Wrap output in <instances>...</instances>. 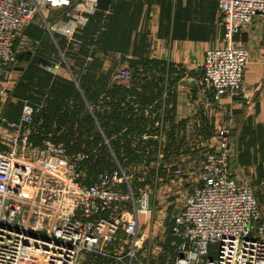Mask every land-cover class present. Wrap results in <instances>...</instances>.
<instances>
[{"label": "built area", "instance_id": "obj_1", "mask_svg": "<svg viewBox=\"0 0 264 264\" xmlns=\"http://www.w3.org/2000/svg\"><path fill=\"white\" fill-rule=\"evenodd\" d=\"M217 1L222 41L205 52L199 84L202 97L219 101L242 87L250 51L235 37L255 20L264 23V0ZM99 6L100 0H0V264H150L140 251L149 238L150 220L143 215L152 211L153 196L135 191L132 173L115 154L111 167L89 174V154L56 138L63 126H40L48 89L35 87V99H22L18 119L5 116L10 103L21 101L13 95L23 77L18 55L39 44L25 30L43 28L55 42L59 34L74 49L80 44L76 35ZM59 9L57 18L47 19V12ZM47 61L45 69L61 75L65 68L79 87L75 67L59 46ZM112 75L118 83L133 79L129 66ZM213 138L196 186L174 218L179 243L173 264H264L261 205L250 183L234 174L229 128H218ZM104 143L111 149L106 136ZM191 169L178 165L171 176L190 178Z\"/></svg>", "mask_w": 264, "mask_h": 264}, {"label": "crops", "instance_id": "obj_2", "mask_svg": "<svg viewBox=\"0 0 264 264\" xmlns=\"http://www.w3.org/2000/svg\"><path fill=\"white\" fill-rule=\"evenodd\" d=\"M62 11L51 10L46 14L50 20H54ZM102 12L97 11L90 16L86 32L83 30L76 35L80 44L74 49L66 37L56 34L55 42L43 28L30 26L25 34L33 41H38L37 46H42L43 51L48 53L57 51L59 46L66 62L75 67L80 77L92 70L90 73L98 82L111 83L112 71L121 65L129 66L133 71V80L140 77L135 74L139 72L138 68L151 72L158 83L152 99L155 101L152 114L156 117L148 115L143 100L139 102L142 107L139 113L132 108L141 118L132 116L133 111L127 108L123 110L128 122L126 128L122 127L125 128L123 137L127 138L128 132L131 138L132 132L147 130L149 125L154 126L156 123L161 138L154 142L148 136H140V144L146 142L165 146V151L172 150L177 156L167 161L169 164L163 163L165 166H160V170L157 168V174L163 175L164 169L172 171L179 165L184 168L190 166L195 172L193 175L197 176L205 148L207 151L210 149L208 143L215 140L213 137L218 126L231 125V164L234 174L237 178L250 181L264 216V23L255 20L249 29L236 35V42L246 45L250 51L242 87L236 95H225L216 101L212 95L201 96L199 80L205 52L222 41L223 27L217 0H111ZM34 49L35 46L27 54L34 56ZM27 59L20 62L18 58L19 63L24 64L19 66L20 69L24 67L29 71ZM45 62L51 63L45 59L44 68ZM44 71L47 73L45 75L56 76L49 70ZM148 95L151 99V94ZM26 96L15 97L19 100L35 99V96ZM81 96L87 103L83 93ZM111 96V93L102 91L92 104L88 102L93 112L94 108L97 111L110 108L109 105L114 102ZM19 104L18 118L21 101ZM88 129L93 137L102 136L98 144L104 143L106 135L103 136L102 126ZM45 130L52 128L45 126ZM165 131L166 140L163 138ZM111 137L117 140L114 134ZM190 137L196 146L192 147L187 142ZM126 142L131 145L133 141L126 139ZM195 147L199 150H194ZM125 150L128 152L131 149Z\"/></svg>", "mask_w": 264, "mask_h": 264}, {"label": "rangeland", "instance_id": "obj_3", "mask_svg": "<svg viewBox=\"0 0 264 264\" xmlns=\"http://www.w3.org/2000/svg\"><path fill=\"white\" fill-rule=\"evenodd\" d=\"M47 19L50 20L49 18ZM33 46H37V43H34L32 47ZM29 51L27 50L25 52H20L19 55L24 53L20 57H22L23 59H27L30 57L32 58V56H29L27 54V52ZM17 64L18 66L24 65L23 63L21 65L19 61L17 62ZM124 66L126 65L118 66L114 71H112L113 72L112 74H114V72H116L117 70H119L121 67ZM201 69L204 71L203 66H201ZM137 70L139 72H136L135 74L136 76H140L139 78L134 80L132 79L133 81L131 80L129 84H125L123 82H120L119 84L125 85L126 86L125 88L128 87L131 88L136 85L138 87L140 85L139 86L141 91L140 93L147 94V96L150 97V95L148 94L155 92V89L158 86V83L156 82V78L151 75V72H144L143 69L141 68H138ZM59 72L63 73L62 76H64L65 74L68 78H70L69 75H71V72L70 71L68 72L65 68L63 69L62 67L59 70ZM199 82H201V79L199 80ZM146 83H147V89L144 88ZM136 90L139 91V89ZM122 91H124L123 97L120 98L118 97V95H116L117 97L114 98L115 103L112 100L113 103L109 105L110 108H102L100 110H102L103 112L108 111L107 113H111L113 107L115 106H117V109L121 111L132 106L135 112L139 113L138 111H141L142 109L140 108L142 107L140 106V103L137 101L138 98H136V96H132V94H130L129 92H125L124 89ZM152 99L153 98L144 100L145 108L146 107L148 108V109L146 108L145 111H147L150 117H156L155 114H152L154 113V109H155V101ZM21 103H22V99H21ZM136 103L138 105H136ZM71 106L75 107V104L71 103L69 99L67 107H71ZM18 109H20L19 103L18 104L10 103L6 109L7 112L5 116L8 119H10L9 117H11L12 113L18 116L19 115ZM135 112L133 111V116L135 115L137 118H141L140 114H137ZM91 115L94 116L95 121H97L94 112L91 113ZM11 118H13V116ZM54 120L55 121L52 123V126H63L64 128L62 129V133L65 132L64 134L68 133L69 129L71 128L73 132L70 131L69 133L72 139V141L70 142L73 145H75L76 148L78 147V150L81 149L85 150L86 153L89 154L90 160L84 162V165L88 164L89 174L94 173L93 171L91 172L90 170V164L94 163L93 160L91 159H94L96 161L101 157H105V156L106 158H110V156L112 157L114 153L112 149L109 148L108 153L105 155L104 152L101 150V147L100 146L97 147V143L95 142L96 139L90 134L91 130L86 131V129H88L87 126H81L80 131H77L76 130L77 126L74 127L69 126L67 125L68 124L67 122H65V124L63 125L55 124V122L57 121L56 119ZM155 124L154 126L149 125L147 130L143 129L144 131L137 129L136 131L132 132L131 138H129L128 132L126 130L127 138H124L123 135L125 134L126 124L125 121L123 120L120 125L124 126L125 128H123L120 132L115 133L114 136L115 138H117L118 144H120L119 151L121 155V161L119 160L120 162L119 164L124 171L128 172L129 174L131 173L133 174V175L131 174V183L133 188L135 189L136 192H140L142 190L147 189L152 193L153 196L152 211L150 213L144 214L146 218L143 215V219L150 220L149 222L150 224L147 225L148 226L147 235L149 236V238L145 242H143L140 251V256L143 258L142 261L144 263L150 262V264H173L176 256V251L178 249L179 240L173 234L172 225L174 222L175 215L179 212V210L183 205L185 197L194 190V187L196 186V182L198 181V176L192 175L190 178H188L187 176L174 177L171 176V170H167V169H164L166 171L163 175L157 174L155 172L157 168L158 170H160L159 168L160 166H165V164L163 163L167 161L169 162V160L173 157H177L176 154H173L172 150H170L169 152L165 151L166 149L165 146L159 147L156 146L155 143H146V142L140 144L139 141L140 136L143 138L148 136V139L152 138L154 139V142H156L155 140L161 138V136H159V132ZM95 127L99 128L100 126L99 127L95 126ZM218 127L229 128V139H230L231 125H222ZM191 128L192 126L189 127V130ZM81 130H84V133L85 132L88 133H85L83 135L80 133ZM39 131H42V128ZM166 133L167 132L165 131V133L163 134L164 140L167 139ZM186 135L188 136V133H186ZM110 138L112 137H109V139ZM126 139L127 140L130 139L131 141H133L131 145H127ZM67 142L69 141L67 140ZM67 142L65 143L67 144ZM70 142L68 145L71 144ZM187 142L190 143L191 144L190 146L192 147L196 146L195 144H193L194 141L192 140V137H190ZM125 143L128 149H131L128 152L127 150H125L127 149ZM205 149L206 150L204 151V153L207 152V147ZM194 150H199V148L195 147ZM168 162L167 164H169ZM190 172H193V170L191 169ZM245 180L250 183L248 179ZM250 186H252L251 183ZM143 228H145V225H143ZM144 252L145 254L142 256ZM216 253H217V244H213L210 247V255L215 256Z\"/></svg>", "mask_w": 264, "mask_h": 264}, {"label": "trees", "instance_id": "obj_4", "mask_svg": "<svg viewBox=\"0 0 264 264\" xmlns=\"http://www.w3.org/2000/svg\"><path fill=\"white\" fill-rule=\"evenodd\" d=\"M111 0H100V6L98 13H103L104 9L107 8V4H109ZM106 4V5H105ZM88 28V27H86ZM87 30V29H86ZM85 30V32H86ZM44 49L42 46H35V49L33 51L34 56L32 58H28V64H29V71L28 68L21 67V71L23 72V77L21 80H19L15 86V89L13 91L14 96L23 97L30 95L31 91L37 87L39 89H48V96H47V106L46 110L44 112V121L40 126H52V123L56 119L57 122L55 124H65L67 122L69 126H77L76 130L80 131L81 126H87V128H92V126H102L103 131L105 135L109 138L113 134L118 133L123 128L120 124L122 121H125V124L128 122V120L125 117L126 112H122L121 110L117 109V106L115 109L111 111V113L103 112L102 110L97 111V109L94 110L95 117L97 121L95 122L94 116L91 115V113L88 110L86 102L83 100L81 94L83 93L85 96V100H87L89 103L92 104V101H94L100 92L106 91L112 94V100L118 97L124 96V91L129 92L132 94V96H136L138 98V102H142L143 100H147L150 97L147 96V94L140 93L139 86H133L131 88H125L126 86L123 84H119L118 82L112 81L110 82H98L95 77H92L91 71H86L87 74H84L80 77V73H76L79 87H77V84L72 78L64 77L62 75H56L55 77L52 75H45L47 74V70L43 67V61L48 57H50L51 54H56L57 51H52L48 53V51H43ZM75 53V52H74ZM24 53L18 55V58L21 62L24 61L21 55ZM48 56V57H47ZM46 65V62L44 63ZM28 73H25L27 72ZM78 74V75H77ZM145 89H147V83L144 86ZM136 89H139L137 91ZM81 90V91H80ZM153 92V91H152ZM154 92L151 93L152 98L154 97ZM107 95V94H105ZM26 96V97H27ZM108 96V95H107ZM73 99L74 103L76 102L75 107H67L68 106V100ZM90 105V104H89ZM66 106V107H64ZM77 106V107H76ZM133 107L127 108V110H131ZM7 112V110H6ZM5 112V114H6ZM93 113V110H92ZM13 116V118H11ZM19 116V115H18ZM16 114H11V117H9L11 120H16L18 118ZM133 116V115H132ZM87 129L86 131H88ZM73 132L71 128L69 129V132L64 134L61 133L59 136H57V139H60L64 142H67V140L70 142L72 141L71 135L69 134ZM81 134H85L84 130H81ZM102 138L101 135H98V138L95 136L94 138L97 139L95 142L98 145L99 138ZM36 140L37 137L35 138ZM40 140V138H39ZM103 140V139H102ZM69 142H67V146L70 150L75 151L78 149L75 145H68ZM71 143V142H70ZM111 145V149L114 151L116 156L121 161V155H120V144H118L117 140H112L110 138L109 141ZM101 150L106 155L108 153L107 146L101 142ZM128 149V148H127ZM129 151V150H128ZM128 155V153H127ZM112 162L109 160V158L101 157L98 160H96L94 163L90 164V170L91 172H97L105 168H109L112 166Z\"/></svg>", "mask_w": 264, "mask_h": 264}]
</instances>
